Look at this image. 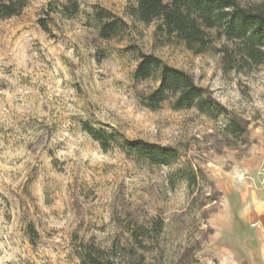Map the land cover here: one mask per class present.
Wrapping results in <instances>:
<instances>
[{"label":"rangeland","instance_id":"obj_1","mask_svg":"<svg viewBox=\"0 0 264 264\" xmlns=\"http://www.w3.org/2000/svg\"><path fill=\"white\" fill-rule=\"evenodd\" d=\"M134 4L27 0L0 19V264H81L82 242L116 264H264V226L246 219L264 201V60L243 63L225 37L196 55L131 17ZM95 9L127 28L101 39ZM139 52L189 72L228 114L147 108L155 83L133 78ZM82 122L172 146L177 158L156 166L104 151Z\"/></svg>","mask_w":264,"mask_h":264},{"label":"trees","instance_id":"obj_2","mask_svg":"<svg viewBox=\"0 0 264 264\" xmlns=\"http://www.w3.org/2000/svg\"><path fill=\"white\" fill-rule=\"evenodd\" d=\"M26 3L27 0H0V19L19 15ZM64 9L69 15L76 14L79 5L73 1ZM129 14L142 23L157 22L156 31L167 42L181 43L196 55L209 51L215 40L225 37L235 42L234 54L243 63L260 64L264 60L262 5L245 4L240 0H135ZM92 19L99 37L104 40L119 37L127 28L123 19L105 9H95ZM40 23L49 32L46 21L40 20ZM132 76L138 81H154L155 87L141 96L142 103L151 110L169 101L173 109H195L210 118L228 114L226 108L206 88L197 84L189 72L171 66L153 54L139 52ZM229 125L238 133L242 131L233 119ZM82 129L104 151L115 146L127 157L143 159L156 166L169 165L177 158L176 149L169 145L127 139L116 131L94 128L87 122H82ZM198 171L195 166H189L183 176L188 185L197 183ZM104 253L93 244L83 242L77 250L81 264H116ZM126 264L142 262L130 259Z\"/></svg>","mask_w":264,"mask_h":264},{"label":"crops","instance_id":"obj_3","mask_svg":"<svg viewBox=\"0 0 264 264\" xmlns=\"http://www.w3.org/2000/svg\"><path fill=\"white\" fill-rule=\"evenodd\" d=\"M264 201H261L260 203L257 202V210L256 212H253V213H248L246 214V219L250 220L249 221V225L250 227H255L252 226L253 223H256L257 224V221H253L252 219H255L257 218L258 220L261 221V223L263 224L264 226V211H263V208H264ZM264 233V232H263ZM262 232L259 234L261 237H264V234Z\"/></svg>","mask_w":264,"mask_h":264},{"label":"built area","instance_id":"obj_4","mask_svg":"<svg viewBox=\"0 0 264 264\" xmlns=\"http://www.w3.org/2000/svg\"><path fill=\"white\" fill-rule=\"evenodd\" d=\"M260 183L261 186L264 188V169L260 172ZM255 223L252 224V226H254Z\"/></svg>","mask_w":264,"mask_h":264}]
</instances>
